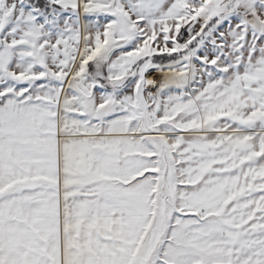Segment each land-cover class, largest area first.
Returning a JSON list of instances; mask_svg holds the SVG:
<instances>
[{
	"label": "snow or ice",
	"instance_id": "6c2138e0",
	"mask_svg": "<svg viewBox=\"0 0 264 264\" xmlns=\"http://www.w3.org/2000/svg\"><path fill=\"white\" fill-rule=\"evenodd\" d=\"M0 264H264V0H0Z\"/></svg>",
	"mask_w": 264,
	"mask_h": 264
}]
</instances>
